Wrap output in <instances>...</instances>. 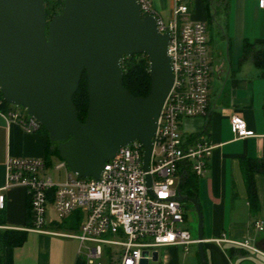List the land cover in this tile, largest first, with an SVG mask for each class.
Masks as SVG:
<instances>
[{
  "label": "water",
  "instance_id": "water-1",
  "mask_svg": "<svg viewBox=\"0 0 264 264\" xmlns=\"http://www.w3.org/2000/svg\"><path fill=\"white\" fill-rule=\"evenodd\" d=\"M156 17L137 0H65L49 22L45 0H0V88L9 104L24 107L58 143L59 156L79 177L99 178L121 146L139 140L144 168L163 102L173 82ZM145 54L151 88L135 96L123 85L124 56ZM86 71L88 111L77 118L73 95ZM147 184L150 177L147 176ZM198 215L196 248L207 264L203 213L197 196L179 192ZM154 251L152 260H158ZM141 264H149L143 252Z\"/></svg>",
  "mask_w": 264,
  "mask_h": 264
},
{
  "label": "built area",
  "instance_id": "built-area-1",
  "mask_svg": "<svg viewBox=\"0 0 264 264\" xmlns=\"http://www.w3.org/2000/svg\"><path fill=\"white\" fill-rule=\"evenodd\" d=\"M137 1L142 14L155 16L159 31L169 34L167 52L174 75L151 140L148 168H144L143 144L133 140L106 161L99 178L79 177L62 160L56 169L65 168V179L54 180L45 173L49 165L44 157H9L6 182L0 188V212L6 207L8 188L18 185L27 189L31 201L27 229L39 233L58 234L47 229L49 204L57 222L81 211L79 230L64 236L80 241V251L86 250L89 264L102 257L107 245L118 264H141L144 251L150 264L153 252L160 247L180 245L188 251L198 241L183 227L188 219L187 201H180L178 195L183 193L180 183L189 171L200 178L206 174L214 145L204 132L186 134L180 129L185 118L209 114L212 64L208 25L191 19L183 0H174L168 21L159 15L152 0ZM259 5L264 9V0H259ZM3 100L0 96V104ZM0 116L18 122L28 132H37L42 126L25 108H0ZM230 121L237 137L253 134L240 115H231ZM239 244L253 248L248 241ZM111 246L119 247V254Z\"/></svg>",
  "mask_w": 264,
  "mask_h": 264
},
{
  "label": "crops",
  "instance_id": "crops-1",
  "mask_svg": "<svg viewBox=\"0 0 264 264\" xmlns=\"http://www.w3.org/2000/svg\"><path fill=\"white\" fill-rule=\"evenodd\" d=\"M183 1L191 19L208 25V54L215 66L209 114L183 132H204L214 145L196 195L203 213L207 264H264V174L255 175L260 210L252 215L241 170L242 158H264V9L259 0ZM152 4L163 19L172 17L174 0H152ZM233 114L245 119L252 135L240 138L234 134ZM47 145L44 131L28 132L18 122L0 116V188L6 182L9 157H45ZM5 193L0 232L25 230L27 237L21 245L0 250V264H89L86 250L80 251V241L64 236L77 232L64 223L74 213L57 222L49 204L53 214L49 211L47 229L58 234L39 233L27 229L31 225L27 189L16 185ZM244 241L253 248L239 244ZM194 245L188 251L180 245L162 247L155 264H200L198 252L190 253Z\"/></svg>",
  "mask_w": 264,
  "mask_h": 264
},
{
  "label": "trees",
  "instance_id": "trees-1",
  "mask_svg": "<svg viewBox=\"0 0 264 264\" xmlns=\"http://www.w3.org/2000/svg\"><path fill=\"white\" fill-rule=\"evenodd\" d=\"M65 0H45L46 18L49 22L56 14L63 10ZM122 67L124 71L123 85L135 96H147L151 88L150 79V64L149 59L145 54H134L124 56L122 59ZM2 97V94L0 95ZM73 102L77 110V118L84 122L88 111V90L86 71L83 72L79 87L73 95ZM0 108L8 110L10 104L3 100ZM39 131H44L48 136V145L46 148V156L44 157L47 164H51L50 155L55 153L59 155L58 143L49 138L46 128L42 125ZM241 170L244 182L247 188L248 201L252 215H256L260 210L259 198L255 175L257 173L264 174V158L245 157L241 159ZM198 177L193 172H188L184 180L180 183V190L189 196L197 195ZM52 199V196L50 197ZM77 218L69 217L64 223L68 227L74 228L77 231L83 220L81 211L74 213ZM29 218L31 219V201L29 199ZM0 222L2 220L0 219ZM27 237V231L6 229L0 232V250L5 246H17L24 243ZM207 260V258H206Z\"/></svg>",
  "mask_w": 264,
  "mask_h": 264
},
{
  "label": "rangeland",
  "instance_id": "rangeland-1",
  "mask_svg": "<svg viewBox=\"0 0 264 264\" xmlns=\"http://www.w3.org/2000/svg\"><path fill=\"white\" fill-rule=\"evenodd\" d=\"M165 21H168L167 18L164 19ZM209 30L211 31V29L209 28ZM208 36H209V32H208ZM216 45H214L213 48H215ZM211 48V47H210ZM209 48V49H210ZM211 51V49H210ZM212 71H213V74L212 75H215V66H212ZM212 80L214 82V76H212ZM12 108H15V107H18V108H24V107H21V106H15L13 104L10 105ZM204 117H193V118H185L184 119V127H182L180 130L181 132H184L186 129L189 128V126L195 122V125L198 124L200 121V119H202ZM191 127V126H190ZM50 160H51V164L49 165V167L47 168V171H45V173L49 176H51L54 180H64L65 179V174H66V170L65 168H62L60 170L56 169L57 165H59L61 162H62V158L53 153L50 155ZM52 213V210L51 208L49 207V210H48V217L50 216L51 218V214ZM186 212H187V215H188V219L187 221L184 223L183 227L188 229L191 234H192V237L193 238H196L197 237V232H198V215H197V211L196 209L190 205L189 202L186 203ZM50 214V215H49ZM74 216V217H73ZM71 218L73 217L74 218H77L75 214L71 215L70 216ZM92 245V244H91ZM112 247V250L113 252L116 254H119V247H116V246H111ZM110 246L107 245V246H104V253L102 255V257L100 259L97 260V263L100 262L101 264H118V261L114 260L112 257H111V254H109V251H110ZM196 245H194L190 251L191 254H194V255H197V250H196ZM158 250H160V252L162 251V247L158 248ZM197 260V258H196ZM150 264H155V262L151 261Z\"/></svg>",
  "mask_w": 264,
  "mask_h": 264
}]
</instances>
